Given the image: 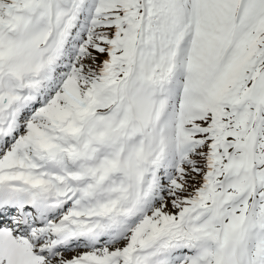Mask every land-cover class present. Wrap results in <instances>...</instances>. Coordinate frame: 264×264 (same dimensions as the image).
I'll return each instance as SVG.
<instances>
[{
    "label": "snow or ice",
    "instance_id": "1",
    "mask_svg": "<svg viewBox=\"0 0 264 264\" xmlns=\"http://www.w3.org/2000/svg\"><path fill=\"white\" fill-rule=\"evenodd\" d=\"M0 264H264V0H0Z\"/></svg>",
    "mask_w": 264,
    "mask_h": 264
}]
</instances>
